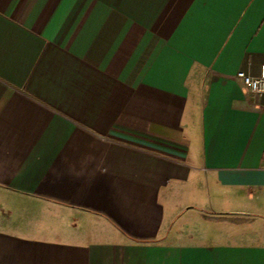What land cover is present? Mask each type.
Segmentation results:
<instances>
[{"label": "crops", "instance_id": "obj_1", "mask_svg": "<svg viewBox=\"0 0 264 264\" xmlns=\"http://www.w3.org/2000/svg\"><path fill=\"white\" fill-rule=\"evenodd\" d=\"M262 62L264 0H0V264H264Z\"/></svg>", "mask_w": 264, "mask_h": 264}, {"label": "built area", "instance_id": "obj_2", "mask_svg": "<svg viewBox=\"0 0 264 264\" xmlns=\"http://www.w3.org/2000/svg\"><path fill=\"white\" fill-rule=\"evenodd\" d=\"M236 76L240 78L243 84L258 98L264 95V62L260 64L257 75H249L243 70H238ZM261 107L264 108V102L261 104Z\"/></svg>", "mask_w": 264, "mask_h": 264}, {"label": "rangeland", "instance_id": "obj_3", "mask_svg": "<svg viewBox=\"0 0 264 264\" xmlns=\"http://www.w3.org/2000/svg\"><path fill=\"white\" fill-rule=\"evenodd\" d=\"M178 223H180V222H178ZM178 223H176V224H178ZM190 223H192V221ZM190 226H191V229L190 230H192V225H190Z\"/></svg>", "mask_w": 264, "mask_h": 264}]
</instances>
